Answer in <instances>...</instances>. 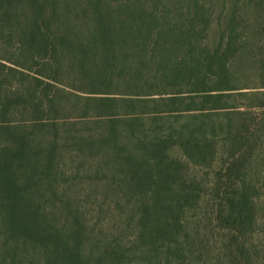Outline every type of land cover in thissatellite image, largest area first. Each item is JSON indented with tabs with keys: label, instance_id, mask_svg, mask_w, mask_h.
Segmentation results:
<instances>
[{
	"label": "trees",
	"instance_id": "obj_1",
	"mask_svg": "<svg viewBox=\"0 0 264 264\" xmlns=\"http://www.w3.org/2000/svg\"><path fill=\"white\" fill-rule=\"evenodd\" d=\"M0 264H264V0H0Z\"/></svg>",
	"mask_w": 264,
	"mask_h": 264
}]
</instances>
